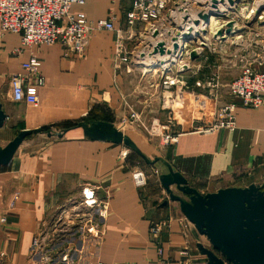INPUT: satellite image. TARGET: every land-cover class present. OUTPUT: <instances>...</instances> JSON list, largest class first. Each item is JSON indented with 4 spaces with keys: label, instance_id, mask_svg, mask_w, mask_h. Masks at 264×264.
I'll return each mask as SVG.
<instances>
[{
    "label": "crops",
    "instance_id": "1",
    "mask_svg": "<svg viewBox=\"0 0 264 264\" xmlns=\"http://www.w3.org/2000/svg\"><path fill=\"white\" fill-rule=\"evenodd\" d=\"M127 6L126 2L86 0L82 7L73 6L72 12L82 11L95 23L107 19L113 9L118 17L116 27L121 28ZM200 9L193 7V12ZM113 45L111 33L95 31L83 55L60 44L38 45L29 51L22 48L19 35L0 33V105L6 116L0 128V148L21 131H44L32 133L10 163L0 166V264H40L44 256L49 257V264H206L196 249L204 243V236L185 219L179 205L167 202L162 206L164 190L152 195L148 182L143 188L134 185L130 150L111 140L89 139L76 126L84 119L97 121L99 116L116 125L127 111L125 103L147 120L163 117L160 94L150 86L151 79H141L137 67L129 73L125 65L113 68ZM211 48L202 50L199 63L193 64L195 81L200 80L201 65L216 50L215 45ZM30 53L40 62L39 75L44 79V86L38 88L37 107L13 101L9 89L10 76L21 71ZM220 68L221 88H227L239 74L230 79ZM232 101L236 105L234 132L187 134L165 147L159 157L200 194L244 188L228 182L264 163V98L258 109ZM156 164L151 168L158 180L167 168ZM86 185L97 188L99 199L110 192L105 218L95 209L90 214L100 233H86L79 228L81 224L70 221L68 232L55 237L46 252L33 250V238L45 230L50 238L54 216L66 209L67 201H78ZM152 224L167 227L152 237Z\"/></svg>",
    "mask_w": 264,
    "mask_h": 264
},
{
    "label": "built area",
    "instance_id": "2",
    "mask_svg": "<svg viewBox=\"0 0 264 264\" xmlns=\"http://www.w3.org/2000/svg\"><path fill=\"white\" fill-rule=\"evenodd\" d=\"M85 1L0 0V33L19 35L22 48L29 51L38 45L60 44L71 48L78 55L84 54L93 32L111 33L114 36L111 59L113 68L118 70L121 65H125V72L129 73L130 68L141 66V79H151L150 86L160 94V108L163 112L162 118L154 117L146 121L141 112L125 103L127 111L120 118V125L137 134L144 133L147 137L158 140L163 146L173 145L187 134L234 132L237 126L233 99L251 109H258L262 105L263 53L255 51V58L243 65L239 75L228 84L231 100L223 102L218 94L221 88L220 73L213 72L212 76H206L204 80H194L192 84L183 80L185 73H189L191 78L195 75L192 74L193 61L190 60V53L194 51L200 56L203 49L188 43L180 49L182 36L187 33L196 14L207 9L205 5L210 0H112V4L126 2L129 5L124 14L126 30L116 27L118 17L113 9L109 10L107 19L95 23L89 21L82 11L72 12L73 6L82 7ZM195 5L201 8L196 13L193 12ZM175 29L181 31L174 32ZM172 46L174 50L171 55L168 59H163L160 49L165 53ZM14 52L18 54L21 51ZM173 57H177L175 73L163 71L167 67L166 63ZM157 64L163 67L158 78L150 70ZM40 65L38 59L30 53L29 59L22 63L21 71L10 76L9 89L13 101L38 106V88L44 86V79L39 75ZM214 69L219 68L215 66ZM149 70L152 75H147ZM131 179L137 188L146 185L145 174L139 169H133ZM96 190L97 188L88 185L83 187L80 199L71 201L68 208L59 210L54 216L49 225L52 228L50 238H46L49 233L46 230L33 238V250L46 252V247L50 246L55 237L68 232L70 221L81 224L79 228H84L86 233L98 235L100 231L91 216L92 210H97L98 216L105 218L108 214L107 201L110 192L106 191L105 198L99 199L96 197ZM0 221L3 222V219ZM165 227V224H152L149 233L156 237ZM64 259L66 258L63 257ZM49 262V257L44 256L40 264Z\"/></svg>",
    "mask_w": 264,
    "mask_h": 264
},
{
    "label": "water",
    "instance_id": "3",
    "mask_svg": "<svg viewBox=\"0 0 264 264\" xmlns=\"http://www.w3.org/2000/svg\"><path fill=\"white\" fill-rule=\"evenodd\" d=\"M243 0H210L205 11L196 14L187 33L182 36L180 49L192 40L197 41L200 35L210 32L212 20L224 19L226 11L221 12L219 5L228 4L230 8ZM222 31L218 30L213 38L224 40L235 33V22H224ZM234 26V27H233ZM198 29L199 31H196ZM237 32V31H236ZM201 49L205 43L201 42ZM175 48L177 46L175 45ZM199 54L192 51L190 60L195 61ZM6 119L0 105V128ZM84 130L92 140H111L123 145L127 150L135 152L147 165L160 162L167 168V173L159 176V183L168 197L169 202L179 205L181 214L191 223L197 232L204 236L210 248L198 243L196 249L206 258V264H264V183L253 184L245 188H225L214 193L200 194L188 185V181L163 159L156 157L149 161L138 149L132 139L121 133L112 123L84 119L76 125ZM43 130L21 131L5 147L0 148V166L10 163L21 143L32 133ZM47 137H51L46 132ZM61 137V134L57 135ZM175 188L182 198L173 193ZM165 201L162 206L167 205Z\"/></svg>",
    "mask_w": 264,
    "mask_h": 264
},
{
    "label": "rangeland",
    "instance_id": "4",
    "mask_svg": "<svg viewBox=\"0 0 264 264\" xmlns=\"http://www.w3.org/2000/svg\"><path fill=\"white\" fill-rule=\"evenodd\" d=\"M195 6L197 8L198 5ZM128 9H129V5L127 6V10ZM219 9L221 10V12L226 11V17L224 19H217V22L212 20L209 29L210 30L209 34H207L206 36L200 35L196 42L192 40L190 43H188L191 44V46L193 47H197V46H201L200 43L203 42L205 43V47L203 48L204 51L205 50L207 51V49L211 47H212L211 49H213V45H215L216 48L215 51H211L210 54L211 59L204 62L205 65L203 66L201 65V70H200L201 72H199L200 80H204L206 76L207 77L212 76L214 73L211 70H214L215 66L219 68V69H215L214 71L215 73L221 74L222 72H220L221 69L220 67H222L223 74L228 75V77L232 79V77H235V75L240 73L243 65H245L248 61H251L252 59L255 58L254 56L255 51L256 53H263L262 56L264 59V0H243L240 1L238 4H235V6H232V8H230L228 4L219 5ZM242 15L243 16L247 15V16L244 19L242 18L240 19ZM230 20H233L236 24L235 33L232 36L226 37L224 40L220 38H213V36H210V34L213 35L211 33V30L214 27L222 26L220 30H223L225 26L224 22ZM121 28L126 30V26L124 24L121 25ZM180 31L181 30L175 29L174 32H180ZM5 34L10 35L11 33H5ZM159 47H161V45H159ZM172 50H174V46H172L171 50L165 53L162 49H160V54L164 56L163 59L165 60L168 59V56L171 55ZM200 57L195 61H193L192 64L195 63L198 64ZM176 60L177 57H173L171 60H169L166 63L167 67H165L164 70L163 67H161V65L158 64L151 67L150 70L154 71L156 78H158L160 71L162 70L169 72L171 71L174 74L175 73L174 70L176 67V62H175ZM140 67L141 66H138L137 68L139 69L138 71H140L141 73L142 67L141 68ZM151 71L147 75H152ZM183 80L188 83L191 82V77L189 76V73L184 74ZM218 94L220 95L221 98H225L229 96L227 88H220ZM146 121L149 120L146 119ZM114 126L121 133L128 132L129 134H131L132 141H134L135 144L137 143L138 149L149 161H152L156 157H161V154L163 153V149L167 147L160 144L158 140L147 137L144 133L137 134L134 131L128 129L127 127L120 125V120L119 123L117 121L116 125ZM159 145L161 147H159ZM130 156L132 157L135 163L134 164L135 169H139L145 174L146 184L147 182L149 183V186L147 188L150 191V193L152 195H159V194L161 195L162 188H157V185L159 187L160 184L159 181L157 180V175L154 174V172L152 171L153 168H151L155 166L147 165L133 151H130ZM156 167H160L159 164H156ZM230 181L228 182L230 185L247 187L253 184L255 186H261L264 183V163L258 168L249 170L246 173L231 178ZM152 186H154V188ZM172 190L174 194L182 198H185L182 196V194L176 191L175 188H172ZM163 195L166 201L170 203L167 195L165 193ZM69 205L70 202L67 201L66 208H68ZM204 240H205L204 243L201 242V244H203V246L206 248H210V245L205 237ZM204 259L206 258L204 257Z\"/></svg>",
    "mask_w": 264,
    "mask_h": 264
},
{
    "label": "bare ground",
    "instance_id": "5",
    "mask_svg": "<svg viewBox=\"0 0 264 264\" xmlns=\"http://www.w3.org/2000/svg\"><path fill=\"white\" fill-rule=\"evenodd\" d=\"M222 28V26H218V27H214L212 30H211V33L213 34V35H215V33L218 31V30H220ZM220 31H222V30H220ZM212 35V36H213ZM176 41H178V40H176Z\"/></svg>",
    "mask_w": 264,
    "mask_h": 264
},
{
    "label": "trees",
    "instance_id": "6",
    "mask_svg": "<svg viewBox=\"0 0 264 264\" xmlns=\"http://www.w3.org/2000/svg\"><path fill=\"white\" fill-rule=\"evenodd\" d=\"M194 80H195V79H192V78H191V82H189V84H192V83L194 82ZM95 119H96L97 121L109 122V121H107L106 119H103V120L100 119V116H99V117H95Z\"/></svg>",
    "mask_w": 264,
    "mask_h": 264
}]
</instances>
